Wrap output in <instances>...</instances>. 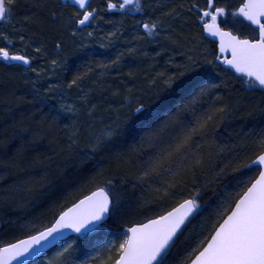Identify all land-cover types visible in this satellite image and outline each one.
<instances>
[{"label":"snow or ice","instance_id":"6c2138e0","mask_svg":"<svg viewBox=\"0 0 264 264\" xmlns=\"http://www.w3.org/2000/svg\"><path fill=\"white\" fill-rule=\"evenodd\" d=\"M165 7L164 3L149 4L146 11L143 0L107 3L109 11L149 18ZM49 9L52 21L60 22V36L70 31V43L76 45V51H84L87 45L76 37L83 36L85 27L97 18L91 0H57L54 6L47 0H0V23H11L23 11L25 23L20 27L28 30V24L43 23ZM186 11L201 29L202 39L215 38L211 42L218 41L217 48L205 50L201 58L189 56L179 75L160 73L164 85L160 92L167 94L156 107L139 100L133 104L126 98L121 105L126 110L124 121H113L86 138L88 153L97 155L106 153L118 136L136 140L142 133L126 153L102 157L125 166L139 161L132 190L139 187L141 195L129 200L124 195L127 178L121 177L124 183L119 186L114 182L119 169L98 166L80 185L79 195L54 205L47 223L13 222L22 230L20 235L0 231V264H30L29 258L46 256V250L54 245L59 247L55 264H65L77 244L86 250L85 258L72 264H264V127L243 133L241 143L232 148L216 145L217 154L226 153L217 164L209 166L211 154L205 155L217 121L241 108V101L225 102L224 97L214 94L221 86L216 80L222 73L234 74L240 82L238 93L255 95L258 91L261 100L257 110L264 115V0H196ZM164 15L171 17L172 12ZM140 26L154 37L164 30V20ZM92 35L87 32L88 37ZM0 39L4 41L0 61L5 67L23 65L25 71H36L32 58L11 51L16 45L3 29ZM26 39L20 36L21 43ZM67 43L57 40V55ZM34 51L46 55L43 44ZM51 64L71 70L67 56L63 62L52 59ZM81 79V75L75 76L68 86H78ZM177 99L182 103L173 111L171 105ZM79 111L76 106L62 105L53 117L55 122L64 118L62 113L71 114L69 148L78 143L79 129L74 125ZM225 180L228 182L221 189L212 188ZM209 191L215 203L206 211L201 201ZM197 217L198 228L185 236ZM67 231L76 234L68 238L70 243L64 239Z\"/></svg>","mask_w":264,"mask_h":264},{"label":"rangeland","instance_id":"374dc122","mask_svg":"<svg viewBox=\"0 0 264 264\" xmlns=\"http://www.w3.org/2000/svg\"><path fill=\"white\" fill-rule=\"evenodd\" d=\"M175 1L185 2L184 0H175ZM47 2L51 6H54L57 0H47ZM169 2L170 0H143L146 11L148 10L147 6L149 4H152L153 6H155V4L157 3L166 4ZM191 2L192 1L190 0L189 3L191 4ZM91 5L92 7L97 9L98 15H97L96 20L91 25H88L85 27L83 36L76 37L77 40H82L83 43L87 45V48L84 49V51H76L75 50L76 45L72 44L74 52L70 56L69 64L71 65V67L76 68V69H73V71L69 73L67 72L68 82L65 86V90L59 95L60 98L57 102V105H58L57 112L61 110L62 105L63 106L73 105V106L78 107L79 110H81L82 112H84L86 117L88 118L90 117L95 118V112H97L96 121L100 122L102 119L101 113H100L102 109L105 110V109L110 108L111 110L112 104L110 103L111 101L110 99L111 98L120 99V102H121V99L123 97L124 100L122 102L124 103L125 99L128 97V92L129 93L133 92L137 94L140 97L141 102L150 106V101L148 99L149 97L146 98V100L143 99V97H146L149 93L148 90L143 89V86H145L144 85L145 82H151V80H154L155 83L158 84V88H163L164 85H162L161 87L159 85V83H162L160 79V73H165V76L179 75L181 71V66H182L181 64L183 63V61L187 62L185 51H184L185 49H187V47H188V51H187L188 57L191 56V57H197V58H201L205 50L216 48V44L212 43L210 39L208 40L202 39V36L200 33H198V35L195 34L196 36L194 37V41H193L195 44L194 43H193L194 45L191 44L190 42L191 40H189L186 37L187 33L184 30H182L180 26L182 24L178 22L179 16L173 13L171 17H166L164 15V13L171 12L167 10L168 8L167 4H166V7L163 8L162 10H157L151 13V18H149V16L140 15L141 16L140 20L143 21L142 24L145 22L151 23L152 20H164V30L158 36H154V37L148 36L145 32L143 33L138 28H134L133 26H132L133 27L132 30L126 29L123 22H121L120 20H115L113 17H111L107 13L106 11L107 6L105 5L104 0H91ZM43 18H46V19L50 18V9L45 11V14L42 17V20ZM23 23H25L24 13L23 11H21L19 12L18 15L15 16V18L12 20L11 23H6V24L2 23L0 25V29H3L4 33L8 35L9 38H11L13 42L15 43L16 47L12 48L11 51L13 53L23 52V54H26L30 58H32V68L36 69V71H32L31 69H29L28 71H25L26 66H23V65H21L20 67H5L3 63H0V69H2L0 71L1 72L0 75H3V76L5 75L8 78L6 82H9V78L15 79L16 82L11 81L12 83H10L11 85H15V87H12L13 91H16L17 90L16 88H18L16 87V85L20 84L19 86H22V87L25 86V88L27 87L32 92H35V94L40 95L39 93L43 91L41 90L42 85H43L42 82L44 83V81L49 79L48 76L54 74L57 71V68H55L51 64L52 59L47 57V55L42 56L34 51L35 47L43 44L39 42L38 40V32L39 30L41 31L42 23L38 21L35 24H28L26 26L28 30L20 27V24H23ZM14 25H15V28L13 27ZM61 30L62 29H60V33H61ZM89 31L93 33L91 37L87 36V32ZM21 35H25L28 37V39H26L23 43L20 42ZM61 38L68 42H70L73 39L70 35V31H64L63 36ZM186 42H188L187 43L188 45L186 44ZM3 43L4 41L0 39V45H3ZM25 45H29V46L25 47ZM85 53H90V54L86 55ZM151 56L155 60L152 63L153 67L151 66L153 69L149 73L148 71L150 69L146 68V66L143 65V61L145 59L147 61L146 63L148 64L151 63L150 61H148V59ZM162 57H163V60H162ZM63 60L64 58L58 59V61L60 62H63ZM80 61L83 62V65H84L81 71L79 70ZM161 61H162V64H161ZM167 61L169 64L167 63ZM157 64H161V66L162 65L165 66L166 64L170 69L173 68L172 70H174V73H171L168 69L161 68V66H158ZM101 65H103V67H101ZM1 67H4V68H1ZM37 72H39V75H37ZM80 74L82 76V79L78 81V86L74 85L70 88L68 86L70 81L75 76L80 75ZM109 78L112 80H116V83H114L115 85L113 86L114 88L112 87L111 83H107V80H109ZM4 79L6 78H3V80ZM101 81H104L105 83L104 82L101 83ZM216 83L220 84L223 88L226 89L224 95L227 97V99H229V102H235L237 100L241 101L240 110L234 111L236 113V116L240 115L241 117H244L245 119H247L248 113H251L255 117L264 116V115H261V113L257 110V106L261 100L260 93L258 91L255 93V95L251 93H245L242 91L238 93L236 90L240 89V82L234 78V74L229 72L228 75H224L222 73L219 77H217ZM38 84H41V85L38 86ZM98 84H100L99 86L101 90L97 89ZM106 84H111V85H106ZM109 86L115 89L114 92L109 91L110 90ZM227 86H231L232 90H230ZM154 87L156 88L155 85ZM45 90H47V87ZM87 95H90L92 97L94 96L95 99H92V100L97 104L96 107H92L93 106L92 104H87L84 101H80L79 99L80 97L85 98ZM70 97L72 98L69 99ZM129 98L130 97H128V99ZM108 101L110 104L109 105L106 104L109 106L108 108H106L105 107L106 105L104 104ZM76 102H77V105H76ZM131 102L133 104L136 103V101H132V100ZM122 104L119 105V108L115 107V109L118 108L117 110L121 111L124 115H126V110L121 107ZM4 108H5V105L0 103V109H4ZM81 111H79V113H81ZM107 111L103 112L104 115H106ZM116 111L115 112L109 111L110 114L104 116V120L107 118H110L111 113L112 115L116 114ZM2 112L6 115L9 114L4 111ZM229 115L230 113L228 114V116ZM62 116L63 117L68 116L70 120H72L70 113H62ZM88 121L89 123L96 124V123H93L94 122L93 119L88 120ZM246 123H247V120H246ZM61 124L64 126L66 125L65 129H67L68 131L70 130L72 131V129L69 128L67 124L64 123L63 121H61ZM231 125H232L231 130L242 131L241 128H239V125H235V124H231ZM79 128H78L79 131H83L82 130L83 128L81 127ZM90 128L92 129V125L91 127L89 126L88 129ZM95 128L96 127L94 126L93 129ZM45 129H42L41 131L39 130V132H37L32 149L41 147V145L43 147L42 141L43 139H45V133L47 132V128ZM233 134L240 135L243 133H240V132L237 133L233 131ZM87 135L83 136L82 133L81 134L79 133L78 143L73 145L72 148H69V145L72 144V140L69 139L71 134L65 135V137H67V140L69 141L68 146H67L68 149H65L64 151L65 153L61 152L60 155L56 156L58 163H60L58 167L56 166L57 168L54 166V163L52 162L49 164V167L45 169L46 172L42 174V176L46 178L47 182L49 181L51 182L52 179L59 174L62 175L64 178L69 179L70 177L67 171H68V168L71 167V165L68 166L66 165V163L69 164L68 162L71 159L75 160L74 162L76 163V166L79 170L82 164H85L88 161V160H85V159H88L87 157L88 155L85 156V154L82 153L83 150L79 149V147H84V143H86ZM213 140L214 138L212 137L208 141V145L212 143ZM225 140H227L226 137H225ZM225 140L223 144H225L226 142ZM55 148H56V144H54V149ZM109 152L110 151H107L108 154L104 153L101 155L103 156L108 155L109 157L110 156ZM34 154L35 153L33 150V156ZM209 154H211V159H208V160L215 159L216 154H215L214 149L207 148L205 151L206 158ZM65 166H66V170H65ZM79 170L74 169V172L71 175V180H72L75 174H81L78 179V182L70 185L68 189H65L63 191L64 192L63 195L59 197L60 200H58L56 204H58L61 201H64L66 197L69 200H71L75 196L79 195L77 190L80 188V185L85 184L88 177L93 175L91 174V175H87L84 177L83 175L86 174L84 173L86 170L84 169L83 170L84 172H80ZM4 178H5L4 175H0V192L1 193L7 192V191H4V189L10 188L7 181H5L6 179ZM71 180L64 182V184H68L69 182H71ZM214 186H218V184L212 185V188H214ZM88 187L91 189H95V187L91 184H89ZM37 190L38 189H36V187L34 186L29 187L28 195L30 196L32 194L33 195L30 198L28 197L29 200L24 201L25 203L21 205V209H20L21 212L19 214H22V220H20L17 224L24 223L27 221H36L38 224L47 223V221L51 219L54 207L48 212V208L47 209L45 208L44 203L40 205V206L44 205L43 207L36 206L37 204L35 203L36 202L35 198L37 194L35 193H37ZM41 190L42 191H40V194L48 193L49 194L48 197H50L51 190H52L50 189V187H48L47 185H43ZM24 198H26V194H24ZM131 198L132 199L129 198V200H134L135 199L134 195L133 197L131 196ZM3 201L4 200L0 201L1 207H7L8 202L7 201L3 202ZM39 210L41 213L38 214ZM198 218L199 217L194 219L195 220L193 221L195 222L194 224H197L196 222ZM4 224H5V220H3V217L0 214L1 228L4 226ZM113 229L116 231L118 230L116 226H113ZM195 229H196V225H194L193 227V230ZM21 231H22L21 229L16 227L15 234L20 235ZM51 255H53L52 259H50L49 257H46L43 259L46 264L49 260L53 262L54 259H58L56 256V252H54Z\"/></svg>","mask_w":264,"mask_h":264},{"label":"trees","instance_id":"16d2710c","mask_svg":"<svg viewBox=\"0 0 264 264\" xmlns=\"http://www.w3.org/2000/svg\"><path fill=\"white\" fill-rule=\"evenodd\" d=\"M185 2H177L175 0H170L169 3H166L168 5L167 10L171 11L173 14L179 16V23L182 25L181 28L184 30L187 35L186 37L191 40V44L194 42V37L198 35L199 31L195 24L193 23V18L191 17V14L186 11L188 6L190 5V0H184ZM192 1V0H191ZM175 9V11H173ZM43 23L41 24V31L38 32V40L39 42L43 43L45 46V51L47 57L50 59H61L65 58L67 56V61L69 63L70 56L74 52L73 49L67 50V47L65 46L63 52H61L59 55H57L55 49V44L58 39L61 38L60 36V22L55 21L53 22L51 18H43ZM62 31V30H61ZM196 34V35H195ZM192 37V38H191ZM182 39V38H181ZM188 42H186L187 44ZM195 44V43H194ZM193 44V45H194ZM188 45V44H187ZM186 46V45H185ZM197 46V45H196ZM195 47V46H194ZM66 49V52H65ZM185 51L186 60L188 59L187 49ZM52 57V58H51ZM149 58V57H148ZM197 58V57H196ZM161 59V58H160ZM154 58L151 56L148 61L151 63H146L147 61L144 59L143 65L146 66V68L150 69L148 72L152 71ZM163 60V57H162ZM79 62V61H78ZM168 63V61H167ZM166 63V64H167ZM185 61L181 65H183ZM162 64V61H161ZM161 64H157L158 66H161ZM165 64L161 66V68L168 69L171 73H174V70L170 69ZM169 64V63H168ZM83 62L80 61L79 63V70L81 71L83 68ZM152 66V67H151ZM4 68V67H1ZM57 71L48 76L49 79L42 82V89L39 94H35V92H32L29 88H25V86H19L16 85L15 90L13 91L12 87H15V85H11V81H15V79L9 78V82H6L8 79L5 75H0V103L5 105L4 109H0V175H4L10 188L4 189V193L0 192V201L4 200L3 202L7 201L8 205L7 207H1L0 205V214L3 217V220H5L4 226L0 229V231H7L9 233H15L16 226L13 224V222H16V224L22 220V214H19L21 211V205H23L25 202L28 201V197L31 196L28 195V189L31 186L36 187L37 194L36 195V206L43 207L45 205V208H48V212L54 207V205L57 203L60 196L63 195V191L65 189H68L70 185L77 183L78 179L81 174H75L74 178L71 180V175L74 172V169H77L76 163L74 162V159H69V164L66 163V165L70 166L68 168L67 173L69 174V179L64 178L62 175L55 176L52 181L47 182L46 178L42 176L46 171L45 169L49 167L50 163H54V166L58 167L60 163L57 161V155H60L61 152L65 153V149H68V143L67 137L65 135H72V131H68L65 129V126L61 124V121L68 125H73V119L70 120L68 116H64L63 119H60L59 121H53V117L55 116L58 105L57 102L60 98V94L65 90V86L68 82V76L67 72L73 71V68L71 67V70L68 71L62 66H56ZM2 69H0L1 71ZM79 72V71H78ZM1 73V72H0ZM153 73V72H152ZM81 75V74H80ZM3 78H6L3 80ZM106 81V80H105ZM154 80H151V82H145V86H143L144 90H148V95L146 97H143L144 100L146 98L150 101L151 107H156L160 100L166 95L165 93L160 92L161 88H158L157 83H153ZM104 81H101V83ZM5 83V84H4ZM100 83V81H99ZM105 83V82H104ZM107 83H111L112 87L115 85L116 80H112L109 78L107 80ZM3 84V85H2ZM23 84V82H22ZM106 84V85H111ZM41 84H38L40 86ZM100 84H98V90L100 89ZM156 86V88L154 87ZM160 87L163 85L162 83H159ZM129 86V85H128ZM11 87V88H10ZM47 87V90H45ZM97 87V86H96ZM111 86H109V91H113ZM230 90H232L231 86H227ZM21 88V89H20ZM19 91V92H18ZM226 89L222 86L216 90L214 93L215 95H220L225 98V102H229V99L224 95ZM132 94V95H131ZM159 94V95H158ZM235 94V93H234ZM105 95V94H103ZM224 95V96H223ZM75 96V95H74ZM73 96V97H74ZM128 97L132 101H140V97L131 92H128ZM127 97V98H128ZM70 97L69 99H71ZM74 99V98H73ZM72 99V100H73ZM78 99V98H77ZM80 101H84L87 104H92V107H96L97 104L92 100L95 99L94 96L87 95L85 98H79ZM85 99V100H84ZM6 100V101H5ZM111 110L108 108L109 101L103 102L106 105L105 107L108 109H102L101 113V121H96V114L95 112V118L93 117H86L85 113L82 112L78 113V122L74 125L76 128H83V131H79V133L84 135H89L94 130H99L103 128L105 125L112 123L113 121H120L123 122L125 119V115L117 110L119 108V105L123 102V97L121 99L111 98L110 99ZM120 103V104H119ZM182 103L181 99H177L174 104L171 105L173 111L175 110L176 104ZM77 105V102H76ZM115 107H118L115 109ZM86 109V108H85ZM108 110V111H107ZM117 110V111H116ZM202 110V109H198ZM2 111L9 113L4 114ZM106 115L110 114V112H115L116 114L112 115L110 118H107L104 120V113L106 112ZM122 113V115H121ZM230 115L224 116L222 120L217 121V127L215 130V133L213 134V142L210 143L208 146L206 145V149H214L216 157L213 160H208V165L212 166L214 164H217L220 162L221 157H224L226 153H219L217 154L216 145L220 146H227L228 148H232L233 146L238 145L241 143V140L239 138L240 135H234L233 131L237 133H248L253 129H259L261 127H264V116L263 117H255L251 113L247 114V119L244 117H241L240 115L236 116V113L229 112ZM228 113V114H229ZM218 115L223 116V113H220ZM191 118L190 116L188 117ZM93 119L96 124L89 123L88 120ZM70 120V121H69ZM245 120V122H244ZM247 120V123H246ZM242 121V122H241ZM69 122V123H68ZM244 122V123H243ZM231 124L239 125V128H241L242 131H236L231 130ZM84 125V127H83ZM92 129H88L89 126ZM246 125V126H245ZM94 126L96 127L95 129ZM236 127V126H235ZM248 127V128H247ZM47 128V132L45 133V139H43V147H37L36 149L33 148L34 140L36 138L37 132L39 130ZM80 129V128H79ZM237 129V128H236ZM46 130V129H45ZM67 130V131H66ZM50 133V134H49ZM51 135V136H50ZM87 135V136H88ZM139 135H142V133L137 134L136 140H133L132 138H129L127 136H118L114 139V141L111 142V145L107 151H110L109 157H114L116 153H126L129 146L132 145L134 142L138 141ZM44 136V135H43ZM225 137L227 140H225ZM224 140L226 141L225 144H223ZM45 144V145H44ZM48 144V145H47ZM54 144H56V148L54 149ZM82 144V143H81ZM80 150H83L82 153L85 154V156L88 157V160L85 164H82L80 168V172L86 171L83 176L94 174L97 171L98 166H106L109 168L110 171L119 169V173L117 175L116 181H114L118 186L124 183L122 181L121 177L127 178L126 187L128 191L124 193V195L129 199H132L131 196L136 198L141 195V189L137 187L135 191L132 190V183L134 182V169L136 166H138L139 161H132L131 164L125 166V165H118L115 160L108 159V158H102V157H108V155H92L88 153V149L86 147V143H84V147H79ZM33 150H34V156H33ZM88 153V154H86ZM107 153V152H106ZM108 154V153H107ZM62 156V155H61ZM56 157V158H55ZM36 159V160H34ZM108 161V163H107ZM222 166V165H221ZM56 167V168H57ZM66 170V166H65ZM65 172V171H64ZM79 172V173H80ZM203 177H201L202 179ZM68 184H64L66 181H70ZM228 181L225 180L221 184H218V186H214V189L216 190L221 189L224 184H226ZM43 185H47L50 187L51 195L48 197V193H41ZM69 185V186H68ZM58 189V190H57ZM57 190V191H56ZM59 191V192H58ZM3 192V191H2ZM56 192V193H55ZM24 194H26V198H24ZM130 194V195H129ZM43 197V198H42ZM44 203L43 206H40ZM202 204L208 205L206 206V211H211L212 205L215 203V200L213 198V193L211 191L208 192L207 195L204 196L203 200L201 201ZM41 213L40 210L38 211V214ZM199 219L197 220V224H194L195 220L191 222V224L188 225L187 229L185 230V236H187L191 231H193L194 225H196V229L199 225ZM115 226V225H114ZM115 232L116 230L113 229ZM75 237V236H72ZM68 240V239H67ZM184 240V236H181L180 241ZM180 241H178V248H177V254H179V248H180ZM70 243L71 241L68 240ZM63 243V242H61ZM59 251V247L56 246L55 248L49 250L46 252V256H41L38 259L32 261L30 264H46L44 262V258L49 257L50 259L53 258L54 252ZM85 249L82 248L80 245H74V251L72 253V256L66 258L65 264H72L73 260H76L79 262L80 260L85 258ZM57 259H54L53 264H55V261Z\"/></svg>","mask_w":264,"mask_h":264},{"label":"flooded vegetation","instance_id":"af4514ba","mask_svg":"<svg viewBox=\"0 0 264 264\" xmlns=\"http://www.w3.org/2000/svg\"><path fill=\"white\" fill-rule=\"evenodd\" d=\"M104 2H105V5L107 6V3L109 2V0H104ZM112 2L118 4L119 0H112ZM194 2H196V1L192 0L191 3H194ZM106 11L115 20H120L121 22H124V25H125V23L131 24V25H133L134 28H138L140 31H142L144 33L143 28L140 26V25H142L143 21L140 20L141 16L139 14H132V13H130V14H121L119 11H109L108 9ZM192 18L194 20V17H192ZM240 19H242V18H240ZM1 24L2 23H0V25ZM197 29H198L199 33L201 34V29L198 28V27H197ZM225 30H228V26H225ZM248 34L249 33H247V32L244 33V35H248ZM207 40H208V38H207ZM214 44H216V48H217V43H214ZM0 63L4 64V62H2V61H0Z\"/></svg>","mask_w":264,"mask_h":264},{"label":"water","instance_id":"95a60500","mask_svg":"<svg viewBox=\"0 0 264 264\" xmlns=\"http://www.w3.org/2000/svg\"><path fill=\"white\" fill-rule=\"evenodd\" d=\"M208 39H210L211 41H213L215 38H212V37H208ZM216 43H217V45H218V41H216ZM226 55H229L230 56V54H226ZM223 66V65H222ZM223 67H225V66H223ZM92 190H95V189H92ZM0 228H1V225H0ZM76 234L75 233H72L71 231H67L66 232V234H65V240L66 239H68L69 237H71V236H75ZM62 242V241H61ZM60 242V243H61ZM54 247H56V245H54V246H52L50 249H47L46 250V252L47 251H49V250H51L52 248H54ZM38 257H31V258H29V261L31 262V261H33V260H35V259H37Z\"/></svg>","mask_w":264,"mask_h":264},{"label":"bare ground","instance_id":"6f19581e","mask_svg":"<svg viewBox=\"0 0 264 264\" xmlns=\"http://www.w3.org/2000/svg\"><path fill=\"white\" fill-rule=\"evenodd\" d=\"M124 23V22H123ZM133 25H131V24H128V23H125V27H126V29H133V27H132ZM66 42H68V41H66ZM66 47H67V50H70V49H73V47H72V44L70 43V42H68L67 44H66ZM65 52H66V49H65Z\"/></svg>","mask_w":264,"mask_h":264}]
</instances>
